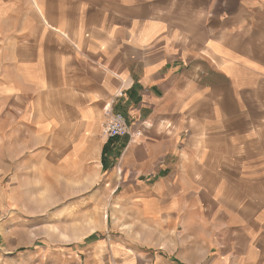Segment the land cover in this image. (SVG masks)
I'll return each instance as SVG.
<instances>
[{
  "label": "crops",
  "instance_id": "obj_1",
  "mask_svg": "<svg viewBox=\"0 0 264 264\" xmlns=\"http://www.w3.org/2000/svg\"><path fill=\"white\" fill-rule=\"evenodd\" d=\"M44 167L96 229L0 264H264L230 241L264 218V0H0V177Z\"/></svg>",
  "mask_w": 264,
  "mask_h": 264
},
{
  "label": "rangeland",
  "instance_id": "obj_2",
  "mask_svg": "<svg viewBox=\"0 0 264 264\" xmlns=\"http://www.w3.org/2000/svg\"><path fill=\"white\" fill-rule=\"evenodd\" d=\"M45 170L46 167L41 169L37 176L41 179L36 184L37 192L30 189L35 188L31 184L33 176L22 178L21 175H16V178H19L18 184L23 185L19 195L14 194L15 190L9 189L10 186L13 187L11 178L14 174L0 177V188L4 194V201L0 205V261L13 262L14 257L29 250L41 249L49 252L77 246L80 239H74V235L87 234V223L83 221L82 215L90 214L93 208L88 205L81 206L76 199L79 195H75L69 187L62 186L60 182L47 184L46 180L52 176L43 175ZM18 184L15 183L14 186ZM88 193L86 192L84 197H88ZM33 194L36 195L34 199ZM102 212V219H105L106 213L104 210ZM61 233H67L69 241H63ZM232 234L238 237L233 238ZM230 241L231 244L237 242L241 245L239 249L243 251V261L254 262L261 259L263 262L264 218L260 224L247 223L236 228V231H231Z\"/></svg>",
  "mask_w": 264,
  "mask_h": 264
},
{
  "label": "built area",
  "instance_id": "obj_3",
  "mask_svg": "<svg viewBox=\"0 0 264 264\" xmlns=\"http://www.w3.org/2000/svg\"><path fill=\"white\" fill-rule=\"evenodd\" d=\"M102 135L106 139L120 138L127 135L132 138L139 136V132H134L131 134L125 119L121 114L108 113L107 120L102 126Z\"/></svg>",
  "mask_w": 264,
  "mask_h": 264
},
{
  "label": "bare ground",
  "instance_id": "obj_4",
  "mask_svg": "<svg viewBox=\"0 0 264 264\" xmlns=\"http://www.w3.org/2000/svg\"><path fill=\"white\" fill-rule=\"evenodd\" d=\"M87 233H91V232H93L95 229H96V224L95 223H93V222H89V223H87ZM79 233V232H78ZM83 235V234H82ZM60 237H61V239H63V240H69L68 239V235L66 234V233H61V235H60Z\"/></svg>",
  "mask_w": 264,
  "mask_h": 264
}]
</instances>
